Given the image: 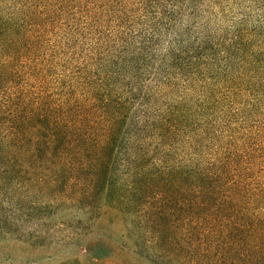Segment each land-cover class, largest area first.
<instances>
[{
    "label": "trees",
    "instance_id": "obj_1",
    "mask_svg": "<svg viewBox=\"0 0 264 264\" xmlns=\"http://www.w3.org/2000/svg\"><path fill=\"white\" fill-rule=\"evenodd\" d=\"M18 1L1 52L30 42L35 87L0 107L1 254L264 264V0Z\"/></svg>",
    "mask_w": 264,
    "mask_h": 264
},
{
    "label": "rangeland",
    "instance_id": "obj_2",
    "mask_svg": "<svg viewBox=\"0 0 264 264\" xmlns=\"http://www.w3.org/2000/svg\"><path fill=\"white\" fill-rule=\"evenodd\" d=\"M210 0L204 4V6L209 7ZM20 4L18 0H0V18L3 20L10 19L11 29L13 32V37L16 38L17 26L20 19ZM215 9L217 12L220 9L209 8L208 10H201L200 16L196 21L200 24H207L209 20L212 23H216L220 27H228L231 23L239 21L242 14V9L239 7H233V9H227L224 13H217L216 15H210V10ZM232 10V11H231ZM193 20L190 18L184 19V24L191 23ZM30 42L27 43V52L25 57L20 55L18 46L15 48L13 46V58L11 60H4L1 52L0 43V107H3L8 98L13 100V106L18 103L19 94L22 90L26 92L27 106L28 109L31 108L32 96L35 87V80L33 77V62L31 60L30 53ZM10 63L9 69V82L4 81L2 63ZM13 246L9 247L10 252H12V257L7 258L2 255L0 248V264H59L62 260L71 257L79 256L77 249H60L55 250H44L43 253L31 254V256H26L25 254L21 256L18 251L12 250ZM28 254V253H27Z\"/></svg>",
    "mask_w": 264,
    "mask_h": 264
}]
</instances>
